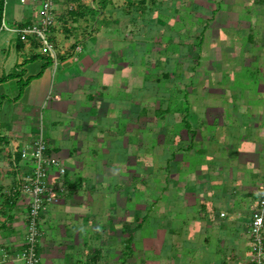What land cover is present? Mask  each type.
I'll return each mask as SVG.
<instances>
[{
  "label": "crops",
  "instance_id": "0c3cea01",
  "mask_svg": "<svg viewBox=\"0 0 264 264\" xmlns=\"http://www.w3.org/2000/svg\"><path fill=\"white\" fill-rule=\"evenodd\" d=\"M120 1H57L55 8L58 18L52 32L57 59L41 53L35 39L13 30L35 21L39 15V4L30 0L23 3L21 11L16 5L11 11L5 8L4 25L8 28L3 27L0 31V247H5V253H9L7 264H16L14 256L22 249L27 233L29 201L28 196L18 191V176L31 170L33 163L23 159L20 151L32 146L41 136L48 144V154L61 159L67 167V190L48 207L40 221L43 231L41 247L43 254L49 256L48 263L112 264L109 262L110 255L115 254L112 257L115 264L118 261H121L120 264H132L129 260L136 258L134 254H122V245H119L123 240H129L126 231L132 229V220L133 224L139 223L133 211L120 216L115 222L110 220V227L105 228L96 241H99V245L95 248H101V254H92L89 233L81 228L88 221L95 230L97 222L104 221L102 215L105 214H89L92 213L91 207H96L93 197L96 193L103 198L105 206H114L116 202L123 205L133 198L127 186L132 184L131 191H145L140 208H148L150 204L149 162L152 166L156 163L151 159L149 161L147 156L145 167L138 168L140 164L144 165L145 155L154 154L147 147L138 146L151 138L148 131L150 118L142 116L141 110L143 107H154L150 97L157 99L162 87L155 85L158 94L145 97L149 93H145L148 79L139 74L135 76L134 60L130 59L132 53L128 55L126 52L130 43L127 37L121 38L123 32L134 31L135 0ZM166 1L152 0L151 3L154 8ZM70 3L75 6L72 10L68 7ZM176 4L174 18L185 11L191 18L187 29L190 37L195 39L197 36H192V33H199L200 41L189 43L196 57L187 58L174 50L173 65L177 67L182 63L190 67V75L181 71L186 78L180 80V76L176 75L175 80H179L180 90L182 81L185 83L189 79V92L192 95L203 94L206 98L201 106L194 105L187 116H182L179 111L175 113L176 121L181 125L177 131L175 124L170 123L168 129L170 126L173 128V131H168L172 133L170 139L168 133L164 132L166 125L158 126L159 145L155 152H158L157 157H164L161 163L158 159L156 161L161 168L158 198L167 192L171 197L167 203L172 204V208H175L173 204L180 202L184 208L198 206V211L185 222L187 228L183 236L173 227L174 219L167 216L162 218L160 230L155 234L161 236L162 240L154 238L160 246L157 248L156 264H248L250 257L247 261L244 252L246 248L251 252L250 247L246 245V239L245 245L241 243L240 237L251 219L245 222L235 218L222 220L227 213L221 211L218 215L213 214L210 204L228 205L229 209L235 210L236 199L232 193H241V198L253 193L252 199H246L251 204V215L257 200L255 195L258 196L259 187L264 181V161H261L264 159V93L255 97L251 94L255 88L264 92V0H177ZM155 14L160 15L158 11ZM217 14L223 20L220 28L212 26ZM176 19L180 21V18ZM199 24L203 25L202 29H199ZM153 26V31L157 29V33L162 32L158 25ZM182 29L173 30V38L179 42L177 46L182 43V32L187 33ZM141 30L146 31L144 27ZM211 38L213 42L209 41ZM117 41L125 46L116 48L114 43ZM78 46L81 51L77 50ZM244 68L247 70L243 71ZM135 80L137 90L144 92L138 98H134L137 92L133 86ZM25 82L27 84L22 88ZM209 96L217 97L207 98ZM49 99H52L50 107L47 103ZM159 107L160 103L156 109ZM44 109L47 110L48 122H43ZM134 109H138V120L142 124H133L131 120L129 125L124 123L128 129L123 132L110 130L120 127L119 121L123 118L134 120ZM163 111L168 113L170 110L165 106ZM199 111L201 114H197ZM211 111L217 113L212 116ZM241 113L248 114V124L244 126L246 129L241 138L246 140L244 144H240L241 139L233 135V128L243 123ZM62 116H71L68 124L62 121ZM194 118L198 120L194 121ZM153 123L159 124V121ZM184 123L186 127H182ZM213 124L214 129L208 128ZM96 127L109 135L108 142L100 134L96 141L101 145L99 148L103 146L106 156L112 154L110 147L113 140L123 138L130 164L119 158L111 165H104L105 170L100 172L104 175L95 170L93 160L98 157L99 151L98 148H90L92 138L96 137L91 135L90 129ZM221 128H224L223 132ZM134 137L137 138L136 142ZM74 143H82V146L75 147ZM132 144L136 145L138 151L134 150ZM139 150L142 151L141 155L137 154ZM253 152L260 155L257 161L251 158ZM83 154L86 155L85 160H79L78 157ZM204 155H209L206 158L209 162L203 160V163L195 165L196 160L193 162L192 159H201ZM69 160L74 161L75 167L66 164ZM193 165L196 172L192 171ZM89 169L93 172H88ZM75 171L79 172L78 177L74 175ZM91 176H96V179L92 180L94 185L89 186ZM113 177L122 185L119 191L112 188ZM140 179L142 182L138 184L136 181ZM103 183L110 185L109 188L106 189ZM179 191H186V196H178ZM127 192L129 195H126ZM205 193L208 194L206 200L203 196ZM114 197L115 202H111ZM163 205L159 206L161 213ZM128 216L131 217L128 219ZM103 224L107 227L106 221ZM210 231L217 233V250H227L220 259L208 258L212 248ZM165 235L169 236L171 243L169 251L161 245L163 243L165 247ZM185 240L191 241L193 250H186ZM131 249L134 250L133 247ZM147 254L149 250L142 251V259L148 257ZM239 256H243V259ZM3 262L0 258V264Z\"/></svg>",
  "mask_w": 264,
  "mask_h": 264
},
{
  "label": "rangeland",
  "instance_id": "374dc122",
  "mask_svg": "<svg viewBox=\"0 0 264 264\" xmlns=\"http://www.w3.org/2000/svg\"><path fill=\"white\" fill-rule=\"evenodd\" d=\"M119 3H121L120 0H118ZM152 0H148L147 2H142V0H135V4H134V8H133V28L134 31H128L127 32H123L122 33V37L121 38H128L129 41V48L128 50H126L127 54L130 55L132 53V58H130V56H128V58L133 59L134 63H132L133 65V71L135 73V76L137 74L139 75H143L144 77H147L148 81H147V85H146V92H149L148 94L145 95V97L147 98L148 95H157V90L155 89V85L157 87H162L160 90V94L157 99H154V97H150V100L154 102V107H150L148 109H146L145 107L142 108L141 110V114L142 116L145 115V117L150 118V125L148 123V131L151 132L149 141L144 140L143 143L139 144V147H143V148H148L149 151H154L152 154V152L150 153V155H145L144 157V165L140 164L138 166V168H142L145 167V164L147 162V156L149 157V161L150 159L153 161H155L156 165L152 166V164L149 162V165L151 166L149 168L150 170V179H148V182L150 183V191L148 192V195L150 197V204L149 207H141L140 208V204H141V200L142 198L145 196V191L140 192V191H135L133 189L132 190V184L127 185L129 186L128 188H130V192L133 195V198L130 199L129 201H127V203H124L123 205L119 204L118 202L115 203L114 206H105L104 205V200L103 198H99L98 194L96 193V196H93L94 199L96 200L95 202V206L96 207H91V212L89 214H105L102 215L104 221L107 222V227L105 226V224H103L104 221L102 222H97L98 224H96V229L93 230L92 227H90V224L88 223V221H86L85 226H81L82 229H86L87 232L89 233V237L88 239L91 240L92 245H89V249H93V255L96 254H101L99 252V248H95L97 245H99V241H97V238L99 239L101 236V234L104 232L105 228H109L111 225V221L114 220V222L116 220H118V218L122 215H129L132 211L134 212V214H137V218L134 216V218H136L137 220H139L138 224H133V220H132V229H129L128 231H126L128 236L127 239L129 240H123V242L119 245H122L120 252L122 254H134L136 255V258H131L129 260L130 263L132 264H156V261L158 260V256H157V248H159V241L154 240V238H158L161 239V236H155V234L159 231H157L158 229L160 230V221L162 220V218H166V216L168 218H172L174 219V224L173 227L175 228L176 232L181 234L182 236L185 234L186 231V226H185V222L187 220H190L192 218V216L198 211V206H193L192 208H184L182 206V204L180 202H176L175 204V208H172V204H168L167 202L171 201V197H169L170 195L167 194V192L162 193L160 199L158 198V191H159V182L161 179H159V173H160V166L159 164L156 162L157 159L159 160V162L161 163V161H164V157L160 158L157 157L158 152L156 153L155 151H157L158 147V138H157V131L159 130L158 126H165L166 125V129H165V134L168 133L169 130L173 131V128L170 126V129H168V126L171 124H175V127L177 131L180 130V125L181 123L176 121V114L177 111H179L180 113H182V116H187L188 113H191L193 111V107L194 105L198 104V105H202V102L204 101V99L206 97L203 96V94H199L197 95L195 94H191L189 92V89L187 88V86L190 84L189 79L186 80V82L184 83V81H182V88L179 90V80H175L176 75L180 76V80H184V75L181 74L182 72H188V74L190 75V67L189 65L186 66L185 64L182 65V63H179V65L177 67H175L173 65V60L175 59L173 57V52L174 50H177L181 53H183L185 57L187 58H191V57H196L195 53H193V50L191 48V46H189L190 41L195 42H199L200 38H199V33H192V36H197L195 39H193V37H190L189 32H188V26L190 24L191 18L189 15H187V13L184 14L181 13V15L177 16L175 15L176 18H180L178 21L176 18H174L173 15V10L175 9L176 1L177 0H167L166 3H164L162 6L160 5L159 7H154L151 3ZM200 2V1H199ZM201 3V2H200ZM149 4V5H148ZM14 5L18 6V8L22 9V7H24L23 3L20 2L19 0H8L6 3V7H7V11H11V9L14 7ZM160 9V11H159ZM184 9V8H183ZM158 11L160 15L155 14V12ZM177 14V13H176ZM142 20V21H141ZM175 22V24L173 25V23ZM153 25H158V28L162 29V32L157 33V29L156 31H153L152 29H154ZM223 25V20H222V16H220L219 14L216 15L214 21H212V26H214L215 28H220ZM203 25L199 24V29H202ZM144 27V30L146 29V31L141 30ZM149 27V29H148ZM183 27L182 30H187V33L182 32V38H181V42L180 46L178 41H175L176 38H173L174 35V29L177 28H181ZM186 27V28H184ZM149 30V31H147ZM143 31V32H142ZM200 32V31H198ZM223 33V31H222ZM121 35V34H120ZM191 38L193 40H191ZM209 41L213 42L212 38L209 39ZM176 45V47H175ZM101 47L103 46L102 44L100 45ZM114 46L117 48H122L123 46H125V44L122 46L121 42H115ZM200 47V46H199ZM216 51L220 52V50L216 49ZM120 52V51H119ZM125 54V53H124ZM111 55H114L111 53ZM187 61L189 62V59H187ZM194 62V61H193ZM196 62V61H195ZM178 64V63H177ZM190 64V63H189ZM188 67V68H187ZM187 68V69H186ZM247 68H244L243 71H246ZM225 77V76H224ZM223 77V79H225ZM158 78L160 80H158ZM175 80V81H174ZM195 80V78L193 79ZM189 81V82H188ZM191 82H193L191 80ZM176 83V84H175ZM246 84V83H245ZM133 86L135 88V91H137L135 93V97L134 98H138V95L140 96L141 94H143L144 92L140 90L137 87V81L135 80L133 82ZM180 92V93H179ZM263 91H259L257 90V88L252 89L251 90V94L252 97L258 96L259 94H263ZM137 94V95H136ZM217 96H209L207 98H215L216 99ZM160 99V100H159ZM214 100V99H213ZM258 99L255 100V102ZM160 101V102H158ZM52 99L48 100V107H50L52 104ZM159 103L161 104V108L159 107V109H156L159 106ZM46 106V105H45ZM165 106L169 108V112H165L163 111L165 109ZM45 115H44V120L43 122H48V115H47V110L44 109L43 110ZM138 109H134V116L135 119H131V118H123L122 120L119 121V124L121 125L120 127H115V128H111L110 130H112L113 132H123V130H127L128 128H125V124L127 123L128 125L131 123L133 124H142L141 121L138 120V117L140 116V113L137 112ZM217 112H213L211 111L212 116H214ZM195 115L197 114H201L200 111L199 113H193ZM191 115V114H190ZM64 117V118H63ZM69 117L71 116H62V121L67 122L68 124V120L70 119ZM240 118L242 120L243 123H241V126L239 125V127H234L233 128V135L235 137H239L240 139L244 137V131L246 129V127H244L245 125L248 124V114L247 113H241ZM59 119V118H58ZM56 119V120H58ZM190 119V118H189ZM217 119V118H215ZM194 121L198 120L196 118L193 119ZM155 121H159L158 123H153L152 122ZM177 122V123H175ZM104 123V122H103ZM108 123V122H107ZM171 123V124H170ZM186 123H184V125H182V127H186L185 125ZM174 127V125H173ZM214 124L210 125L211 128L214 129ZM88 128V127H87ZM86 128V129H87ZM120 128V129H119ZM189 128V127H187ZM88 130V129H87ZM102 128L96 127L94 129H90V133L91 135H95L96 137L92 138L93 143L90 145L91 149H97L98 148V157L95 158L93 160L94 163V167H96L95 170H98L99 173L103 172L105 170V164H113L116 160H118L119 158H121L120 160H122V162H126L127 164H130V160L128 159V154L126 152V147H124V144L122 143V139L120 140H113V144L111 148V156H106L104 154V150L102 149V147L99 148V145L96 141H97V137L99 136H103L105 139V142H108V140H110L109 135L108 134H103L102 133ZM120 130V131H119ZM136 130V129H135ZM144 131H146L145 129H143ZM221 132L224 131V128L220 129ZM218 134H220L219 130H218ZM88 135V134H87ZM90 136V135H89ZM91 137V136H90ZM170 137H172V133H168V138L170 139ZM134 141L136 142V137H134ZM241 142L244 144L246 142V140L241 139V141L239 142L241 144ZM134 143V142H133ZM123 144V147H122ZM129 145L131 143H128ZM75 147L78 146H82L81 144H73ZM134 150L138 151V148L135 147L136 145L132 144ZM109 146V145H108ZM131 146V145H130ZM248 146V145H247ZM64 148V147H63ZM125 148V149H124ZM143 150V149H142ZM140 153H142L141 150H139V152L137 154L141 155ZM252 154V153H251ZM105 155V159L103 160ZM60 156H63V154H61ZM85 154L81 155L80 157H78L79 160L84 161L85 160ZM156 156V157H155ZM209 156V155H208ZM207 155L201 156L200 158L195 157L194 159H192V161L194 162V160H196L194 162L195 165H197L198 163L201 164V162L203 163V160L206 161L207 163L209 162V159L207 160L206 158H208ZM168 156L166 155V158ZM251 158H254V161H257V158H260V155L257 154V152H253V155ZM70 161V160H69ZM67 162L66 164L68 166H72L75 167V163L74 161H70ZM261 161H264V159L262 158ZM71 164V165H69ZM204 164H206L204 162ZM263 164V163H262ZM163 165V163L161 164ZM193 165L192 167V171H194L193 169H196V166ZM92 167V170L93 168ZM109 171V170H108ZM88 172H93L90 169L88 170ZM196 172V171H194ZM102 174V173H100ZM74 175H76L77 177L79 176V172L75 171ZM104 175V174H102ZM92 177V176H91ZM106 178V177H105ZM171 178V176H170ZM170 178L168 179L170 182ZM96 179V176H93L90 180H89V186L94 185V182ZM93 180V181H92ZM138 180V179H137ZM231 181V180H230ZM112 188L113 189H117V191H119V189L122 187L121 183L116 180L115 177H113L112 179ZM138 182V184H140L142 182V179H140ZM238 184V183H237ZM106 189L109 188L108 184L103 183L102 184ZM121 186V187H119ZM233 188V186L231 187ZM95 194V193H94ZM241 193H232V195L234 196V198L236 199L235 203H236V208L234 209H229L228 205H223V206H216L213 204H210L213 214H220L221 211H224L225 213H227V217H223L221 218L222 220H229L231 221V218H235L238 219V221L241 222H245L246 219H251L252 217V212L250 215V208H251V204L249 203V201H246V199H252L254 194L251 193L250 195L248 194L246 197L244 196V198H241V196H239ZM126 195H129V192H127ZM178 196L184 195L186 196V191L182 192L179 191L177 193ZM207 193L203 194L204 199H207ZM206 196V197H205ZM255 197L257 198L256 200V204H258V200L259 197L257 195H255ZM28 201L30 202L31 197L28 196ZM199 200V199H198ZM111 202H115V197L114 200ZM110 203V202H109ZM164 203L163 207H162V213L160 211V207L162 204ZM177 206V207H176ZM242 208V209H240ZM105 210V211H104ZM165 212V213H164ZM161 213V214H159ZM164 213V214H163ZM128 216L127 218L129 219ZM160 217V219L158 218ZM133 218V216H132ZM220 218V217H219ZM86 219V217H85ZM177 219V220H176ZM111 220V221H110ZM27 222V221H26ZM251 222V220H250ZM250 222L248 223L246 229L241 231L242 235L240 237V240L243 241L241 243L244 244L245 239L246 241V245H249L250 247V251L249 249L246 248L245 250V255H247V258L249 261V257L250 259H252L253 257V252H252V241L253 238L251 236V234L248 231ZM27 224V223H26ZM50 223L47 225L49 226ZM44 227V225H42ZM46 226V227H47ZM114 226V225H113ZM138 226H140L139 228H137ZM230 226H233V224H231ZM27 228V225H26ZM42 228V227H41ZM0 230H1V226H0ZM115 232V230H114ZM120 232V231H118ZM162 232V231H161ZM211 232V243H212V248H211V254L208 256V258H212V260L217 258H221L222 256L226 255L227 250H217L218 244H219V240L217 237V233H214L212 231ZM243 233L245 234L243 236ZM162 234V233H160ZM119 236V235H118ZM166 236V235H165ZM131 238V239H130ZM183 238V237H181ZM169 236H166L165 240V247L163 245V243H161L162 248H164L165 250H171V243L168 240ZM162 240V239H161ZM109 243H111L110 241H108ZM120 242V240H119ZM86 243L88 244V242L86 241ZM184 247L186 248L187 251L193 250V246L191 245V241H184ZM245 245V244H244ZM243 245V246H244ZM42 244L41 242L39 243L38 246V253L39 256L42 257V264H49V256L45 253L43 254V249H42ZM110 246V245H109ZM113 246V243H112ZM129 246V247H128ZM243 246H239V247H243ZM134 248V250L132 251L131 248ZM107 248V246H106ZM5 247H0V258L1 260H4V264H7L8 261L6 262V260L9 258L6 257L5 251H4ZM7 249V248H6ZM104 250V249H102ZM114 250V248L112 249ZM122 250V251H121ZM149 250V254H147L148 257H146L145 259H142V251H148ZM92 251V250H91ZM105 251V250H104ZM119 251V249H118ZM132 252V253H131ZM167 252V251H165ZM188 253V252H187ZM217 253H219V255H216ZM111 259L109 262H111L112 264H115V259L114 256L115 254H111ZM3 257V258H2ZM16 258V255L14 256ZM113 257V258H112ZM117 257V256H116ZM135 257V256H134ZM243 257V256H242ZM241 256H239V258H242ZM11 258V255H10ZM243 259V258H242ZM121 262V261H120ZM120 262H116L117 264H120ZM12 263V262H11ZM251 263V262H250ZM248 263V264H250ZM15 264V263H13ZM16 264H22V262L20 260L16 261ZM90 264H96V263H90ZM246 264V263H243ZM252 264V263H251Z\"/></svg>",
  "mask_w": 264,
  "mask_h": 264
},
{
  "label": "built area",
  "instance_id": "2783aa9c",
  "mask_svg": "<svg viewBox=\"0 0 264 264\" xmlns=\"http://www.w3.org/2000/svg\"><path fill=\"white\" fill-rule=\"evenodd\" d=\"M8 0H6L7 3ZM28 3L30 0H19ZM39 4V15L35 21L13 28L19 34L31 37L39 43L41 53L57 59V51L52 40V32L57 23V1L68 0H32ZM74 9V4H69ZM3 27L8 28L3 24ZM81 51V47H77ZM48 144L43 136L30 147L20 151L21 157L30 160L33 168L18 176V191L30 196L27 215V233L22 249L16 253V260L22 264H41L38 246L43 236L41 217L44 212L66 192L65 175L67 167L59 158L48 154ZM15 151V150H14ZM53 173L55 175H53ZM55 178V179H54ZM258 204L252 208L251 222L248 228L251 234L252 264H264V181L258 190ZM224 215V214H222ZM6 257L9 253H5Z\"/></svg>",
  "mask_w": 264,
  "mask_h": 264
},
{
  "label": "trees",
  "instance_id": "16d2710c",
  "mask_svg": "<svg viewBox=\"0 0 264 264\" xmlns=\"http://www.w3.org/2000/svg\"><path fill=\"white\" fill-rule=\"evenodd\" d=\"M142 2H146V0H142ZM5 8H6V0H0V31L3 28V24H4ZM10 76H12V75H9L8 77H10ZM26 84H27V82L23 83L22 88H24ZM250 261H251V259H250ZM251 263H252V261H251Z\"/></svg>",
  "mask_w": 264,
  "mask_h": 264
}]
</instances>
